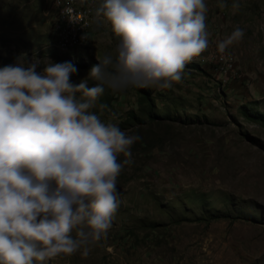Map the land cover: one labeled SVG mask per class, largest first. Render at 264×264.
Returning <instances> with one entry per match:
<instances>
[{
	"label": "rangeland",
	"instance_id": "obj_1",
	"mask_svg": "<svg viewBox=\"0 0 264 264\" xmlns=\"http://www.w3.org/2000/svg\"><path fill=\"white\" fill-rule=\"evenodd\" d=\"M54 2L0 0V67L18 57L40 59L38 71L48 59L70 62L78 69L70 80L78 84L111 58L92 111L141 140L117 181L122 203L136 207L116 214L104 239L113 248L102 250L115 246L122 264H264V0H239V10L233 0L224 8L205 0L207 51L186 65L181 84L148 86L150 101L122 77L111 26L68 57L55 49ZM236 27L245 35L227 50L229 67H219L217 44ZM45 264L116 261L91 251Z\"/></svg>",
	"mask_w": 264,
	"mask_h": 264
},
{
	"label": "clouds",
	"instance_id": "obj_2",
	"mask_svg": "<svg viewBox=\"0 0 264 264\" xmlns=\"http://www.w3.org/2000/svg\"><path fill=\"white\" fill-rule=\"evenodd\" d=\"M207 11L205 0H104L95 15L119 38L116 65L127 82L170 89L209 47ZM244 35L236 27L218 51ZM111 63L94 65L78 84L70 62L48 59L38 71L40 59L18 57L0 67V264L86 258L107 238L121 204L118 177L141 140L92 111Z\"/></svg>",
	"mask_w": 264,
	"mask_h": 264
},
{
	"label": "built area",
	"instance_id": "obj_3",
	"mask_svg": "<svg viewBox=\"0 0 264 264\" xmlns=\"http://www.w3.org/2000/svg\"><path fill=\"white\" fill-rule=\"evenodd\" d=\"M103 2L104 0H55L52 35L53 46L57 51L65 54L88 45L95 23L104 18L95 15ZM213 58L222 68H228L231 62L227 51H217Z\"/></svg>",
	"mask_w": 264,
	"mask_h": 264
},
{
	"label": "crops",
	"instance_id": "obj_4",
	"mask_svg": "<svg viewBox=\"0 0 264 264\" xmlns=\"http://www.w3.org/2000/svg\"><path fill=\"white\" fill-rule=\"evenodd\" d=\"M110 26H111V24L105 18L100 19L97 23H95V27H94V30L91 33V35L96 34V36H101L106 31V29L109 28ZM134 206L136 207V204L130 202L129 199L126 200L124 203H122V199H121V204H120V207L117 211V214L126 213L127 209H132V208H134ZM136 211L132 212V210H131L129 212V214H134V213H136ZM111 243L109 241H106V240H102V241L98 242L97 244H95L93 246L92 254L94 252L97 253V251H98L99 254L102 253V254H105V256L112 255L113 257H115L116 264H122L124 262V256L115 250L116 249L115 246H114V249L111 251L102 250V249H112L113 248L112 245H114V244L112 243V245H111Z\"/></svg>",
	"mask_w": 264,
	"mask_h": 264
},
{
	"label": "trees",
	"instance_id": "obj_5",
	"mask_svg": "<svg viewBox=\"0 0 264 264\" xmlns=\"http://www.w3.org/2000/svg\"><path fill=\"white\" fill-rule=\"evenodd\" d=\"M66 56V55H65ZM68 57V56H66ZM135 89L138 91V93L140 94L141 98L143 100H146V101H150V95H151V91H150V88L147 86H140L139 84L137 83H133Z\"/></svg>",
	"mask_w": 264,
	"mask_h": 264
},
{
	"label": "bare ground",
	"instance_id": "obj_6",
	"mask_svg": "<svg viewBox=\"0 0 264 264\" xmlns=\"http://www.w3.org/2000/svg\"><path fill=\"white\" fill-rule=\"evenodd\" d=\"M221 178V177H220Z\"/></svg>",
	"mask_w": 264,
	"mask_h": 264
}]
</instances>
